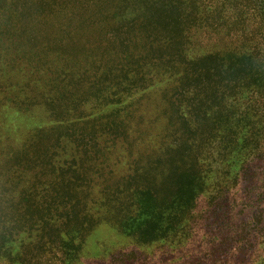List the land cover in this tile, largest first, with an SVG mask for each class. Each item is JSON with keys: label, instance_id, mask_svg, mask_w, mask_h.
<instances>
[{"label": "trees", "instance_id": "1", "mask_svg": "<svg viewBox=\"0 0 264 264\" xmlns=\"http://www.w3.org/2000/svg\"><path fill=\"white\" fill-rule=\"evenodd\" d=\"M5 5L10 28L20 17ZM166 7L131 23L143 25V56L115 36L124 62L143 64L137 78L114 68L109 39L99 60L56 59L46 75L0 51V116L16 128L39 107L46 119L0 149V264H264V0ZM157 88L177 130L117 173L109 156L132 155L123 119ZM102 118L91 136L78 128ZM1 130L13 131L5 120Z\"/></svg>", "mask_w": 264, "mask_h": 264}, {"label": "rangeland", "instance_id": "2", "mask_svg": "<svg viewBox=\"0 0 264 264\" xmlns=\"http://www.w3.org/2000/svg\"><path fill=\"white\" fill-rule=\"evenodd\" d=\"M2 1L6 3L5 7L14 9L11 4L13 0ZM167 3L168 0H20L17 10L14 9L20 17L18 24H16L14 15L9 17L12 22L8 24L10 28H5L0 23V36H2L0 51L6 53L3 59H7L6 55L9 59L16 57L15 59L18 60L28 56L32 62L36 58L33 66L32 62L26 65L27 69L44 73L52 70L53 61L56 59L61 61L57 60L58 64H55L59 68L66 65H84L87 62L89 65L90 60H99L98 56L104 50L103 42L109 39L110 44L107 49L113 56L114 68L117 69L118 64L122 63L124 66L127 65L128 74L135 77L143 75V64L132 66L129 62V64L124 62L125 58L121 55L123 48L118 46L119 40L115 36L129 38L130 40L127 41L133 45L132 54L136 57L143 56V25H132L131 23L151 17L161 20L167 10ZM24 6L28 7V10L23 16L24 12L21 10ZM1 13H3V8ZM124 25L127 26L124 28ZM38 76L42 77V74H34L36 79ZM77 91L79 95L91 93L86 84L81 85ZM141 91L140 99L132 105L131 109H128L129 113L124 119L122 116L111 118L115 123L123 119L124 125L121 127L124 128L127 125L131 132L129 141L132 142V149H130L132 155L128 158L129 154L126 150L120 155L114 153L109 156L112 162L118 161V165L113 169L117 173H122L138 158L142 162L151 145L158 144L163 138L165 139L164 133L167 130V133H172L171 138H173V133L178 127L174 110L164 102L158 88L153 91L149 90L151 92L146 91L148 93H145V97H143V90ZM20 116L22 119L18 121L19 125H16V128L9 124L11 121L9 118L3 119L0 116V122L5 120L8 127L13 130L10 134L1 130L0 149L4 147L3 144L7 140L22 139L20 137H24L25 131L29 130L35 122L46 120L45 113L39 107ZM107 121L110 119L102 118L91 126L80 124L78 128L91 136L90 129H97ZM53 132L50 130L44 135V139L39 140V143H52L56 135L55 131ZM100 136L99 140L104 146H109V142L114 139V137ZM112 243L117 245L120 241L114 240Z\"/></svg>", "mask_w": 264, "mask_h": 264}]
</instances>
